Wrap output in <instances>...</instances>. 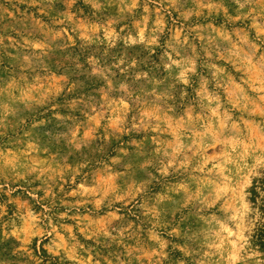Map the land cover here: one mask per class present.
<instances>
[{
	"label": "rangeland",
	"instance_id": "374dc122",
	"mask_svg": "<svg viewBox=\"0 0 264 264\" xmlns=\"http://www.w3.org/2000/svg\"><path fill=\"white\" fill-rule=\"evenodd\" d=\"M264 0H0V264H264Z\"/></svg>",
	"mask_w": 264,
	"mask_h": 264
},
{
	"label": "trees",
	"instance_id": "16d2710c",
	"mask_svg": "<svg viewBox=\"0 0 264 264\" xmlns=\"http://www.w3.org/2000/svg\"><path fill=\"white\" fill-rule=\"evenodd\" d=\"M250 199L262 212L264 218V176L258 179L250 190ZM256 242L261 247H264V221L261 222L257 234L254 236Z\"/></svg>",
	"mask_w": 264,
	"mask_h": 264
}]
</instances>
